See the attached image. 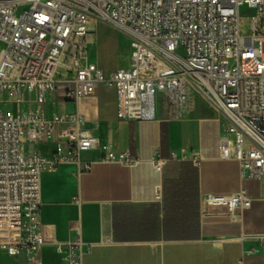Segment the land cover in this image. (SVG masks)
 Returning a JSON list of instances; mask_svg holds the SVG:
<instances>
[{
	"label": "built area",
	"instance_id": "2783aa9c",
	"mask_svg": "<svg viewBox=\"0 0 264 264\" xmlns=\"http://www.w3.org/2000/svg\"><path fill=\"white\" fill-rule=\"evenodd\" d=\"M244 14L252 20L249 37L241 34ZM263 16L264 0H0V248L19 257L47 244L44 172L80 164L87 153L96 159L86 171L96 162H141L102 143L79 112L46 114L60 65L73 76L76 101L113 88L120 120L152 121L159 101L178 109L196 96L205 100L225 122L219 158L236 161L242 178H264ZM99 24L129 40V68L107 74L89 61L82 39ZM23 138L30 146L58 142L45 158L24 150ZM162 165L157 160L156 170ZM205 205L234 215L251 200L244 191L211 194ZM85 245L77 235L56 249L63 264H83Z\"/></svg>",
	"mask_w": 264,
	"mask_h": 264
},
{
	"label": "crops",
	"instance_id": "0c3cea01",
	"mask_svg": "<svg viewBox=\"0 0 264 264\" xmlns=\"http://www.w3.org/2000/svg\"><path fill=\"white\" fill-rule=\"evenodd\" d=\"M100 39L98 45L88 42V56L90 49L99 56L90 62L107 74L131 66L126 37ZM66 77L57 76L46 114L79 112L102 143L141 162H96L86 171L96 159L87 153L80 164L44 172L40 220L47 244L19 257L0 248V264H63L56 245L77 235L90 247L83 264H264V178H242L236 161L219 158L225 122L209 103L196 96L175 109L159 101L154 120L125 121L117 116L113 88L102 86L95 96L76 101L69 93L73 76ZM69 103L71 112L64 113ZM57 142L26 144L24 150L50 158ZM157 160L163 161L161 171ZM242 191L251 206L234 215L205 205L207 195Z\"/></svg>",
	"mask_w": 264,
	"mask_h": 264
},
{
	"label": "rangeland",
	"instance_id": "374dc122",
	"mask_svg": "<svg viewBox=\"0 0 264 264\" xmlns=\"http://www.w3.org/2000/svg\"><path fill=\"white\" fill-rule=\"evenodd\" d=\"M263 19H264V16H263ZM98 26H101V28H98ZM240 29H241V34L243 37H249L252 35L253 33V30H252V20L250 18L249 15H246L244 14L240 20ZM93 34L87 36L86 38L82 39L83 43H88V42H96V45H98V36H99V39L102 37L103 39H100L101 41L102 40H109V38L111 39H114L115 41H118L119 42V38L125 40V37L120 34L119 32H117L116 30H114L113 28L107 26V25H104V24H99L97 26H94L93 27ZM116 34V35H115ZM118 36V37H117ZM4 48V45L2 43H0V51ZM100 46L98 47V50H99ZM97 50V48H96ZM93 51V50H92ZM102 56H105V55H102ZM98 53L95 54V52H91V49L89 51V59H96L98 60ZM110 61H116V55L114 54H110ZM64 63V62H63ZM107 63L108 60H107ZM69 72V69L64 67L63 65H60V67L58 68V76L61 77V78H64V79H67V74ZM70 72H73V70H70ZM71 103L69 104H65L64 106H62V111L64 113H69L71 112V107L70 106ZM22 144L26 145V140L23 138L21 140Z\"/></svg>",
	"mask_w": 264,
	"mask_h": 264
}]
</instances>
